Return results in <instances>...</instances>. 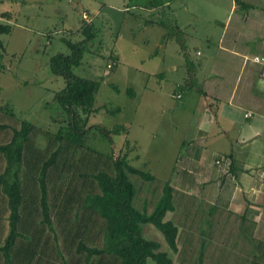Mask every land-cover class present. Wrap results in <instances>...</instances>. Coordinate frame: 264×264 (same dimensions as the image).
<instances>
[{
    "label": "trees",
    "instance_id": "obj_1",
    "mask_svg": "<svg viewBox=\"0 0 264 264\" xmlns=\"http://www.w3.org/2000/svg\"><path fill=\"white\" fill-rule=\"evenodd\" d=\"M73 1L79 4L80 0ZM235 2L250 8L241 0ZM0 15L10 17L8 12ZM86 21L70 32L81 39L64 40L68 53L55 54L48 62L51 74L65 84L53 100L66 113L63 125L51 132L17 117L8 106L0 109V264H148L149 259L155 264H213L216 252L224 264H264V241L253 236L254 224H242L245 219L231 213L225 220L206 217L202 227L194 228L199 235L196 246L194 239H186L193 246L184 245L185 251H179L181 237L174 214L183 211L181 194L170 182L132 164L128 153H103L87 146L99 134L111 147L112 136L126 130L89 124L98 112L101 83L72 72L97 37L94 25ZM165 28V37L176 41L187 69L186 81L175 89L174 99L190 91L205 95L195 77L198 64L189 58L182 31L172 34ZM11 31V25L0 24V35ZM4 54L0 40V72ZM144 183L156 192H146L148 197L138 201L137 186ZM168 214L171 217L166 219ZM150 225L176 254V261L160 250L154 237H145ZM217 231L225 233L224 240L216 242L212 237Z\"/></svg>",
    "mask_w": 264,
    "mask_h": 264
},
{
    "label": "crops",
    "instance_id": "obj_2",
    "mask_svg": "<svg viewBox=\"0 0 264 264\" xmlns=\"http://www.w3.org/2000/svg\"><path fill=\"white\" fill-rule=\"evenodd\" d=\"M189 1L184 0L183 10L189 11L191 15ZM199 1L208 8L207 12L211 17H220L222 13H227L226 17L235 15L239 25L245 24L244 28L235 25L229 30L232 20L225 23L217 18L211 20L221 25V31L214 42L213 37L204 35L208 54L211 52L213 55L209 54V62H199L195 71V77L202 85L205 95L194 91L182 93L179 100L181 104L173 105L172 100H175L176 94L174 88L182 85L187 78L184 57L176 41L165 37L167 31L162 21L155 20V17H139L142 28L156 30L155 43L143 57L141 63L145 64L136 68L139 72V86L126 85L120 89L115 88L114 97V99H127L132 109L136 107L139 109L138 112L134 111L139 115H141L140 110H149L151 106L156 109L154 112L160 114L173 110L175 121L170 119L164 121L165 133H167L165 141L170 136L173 139L176 132L174 129L177 130L178 127L181 129V136L175 142L173 149L168 146L172 151V160L164 170L157 163L158 161L154 160L153 154L139 153L138 146L144 138V133L140 129L141 125L145 124L142 115H138L135 128L131 121L122 123L126 132L117 135L119 141L114 147H117L118 151L128 148L127 153L132 164L148 170L157 180L170 182L173 189L183 197L180 200L181 205L179 202L183 211L174 214L177 219L175 224L181 237L177 240L179 251L181 248L185 251V240L188 237L194 239L192 243L196 246L199 235L194 233V228L197 224H201L202 227L206 217L211 215L220 220H225L228 213L243 218L245 221L240 222L247 225L254 224L253 236L264 241V183L260 180V174L264 172V62L254 61L255 58L264 60L262 32L264 6L259 8L258 0H241L250 6L249 9L244 8L243 5L238 6L235 0ZM261 1V4L264 3V0ZM70 2L75 3L73 0ZM129 2L135 3L132 7L145 9L149 14L155 13L158 9L154 7L157 5L155 0H129ZM147 5L149 8H146ZM0 20L6 22L5 24H12L11 15L0 17ZM176 25H179L178 22ZM186 25L190 27L193 24ZM258 26L259 30L256 28ZM178 28L181 30L182 26L179 25ZM120 37L117 36L116 44ZM190 39L196 38L193 39L191 36ZM198 40L195 42L187 40L186 46H192ZM142 41L143 46L148 43L146 38ZM171 43H175V46L168 48ZM215 43L218 45L217 49ZM203 54H206V51ZM110 55L113 59L109 58L106 69L113 60L114 66L109 72L104 71L103 74L100 72L95 78L99 79L101 84L96 96L98 112L90 118V125L102 124L97 121L101 116H113L108 114L106 101L101 99L102 87L108 84L104 77L110 76L116 81V78L120 80L125 72L120 66L123 65L120 51L114 47ZM201 55L202 52H195L196 57ZM195 60L193 59L194 62ZM122 112L121 107V111L116 114L122 115ZM129 114L133 115L132 110ZM246 115L250 116L246 117ZM107 127L112 129L114 125ZM157 127L153 133L150 132L153 138L155 134L160 133L159 122ZM220 158L231 161L228 170L223 162L216 165L215 161ZM226 170L229 172L225 173ZM159 175L162 177L160 178ZM169 217L171 214H168L166 219ZM150 232L154 234L151 230ZM224 234L219 233L214 239ZM179 239L183 243L179 242ZM187 243L193 246L192 243ZM163 244L165 243H162L161 247ZM163 252L174 260L176 254L171 250Z\"/></svg>",
    "mask_w": 264,
    "mask_h": 264
},
{
    "label": "rangeland",
    "instance_id": "obj_3",
    "mask_svg": "<svg viewBox=\"0 0 264 264\" xmlns=\"http://www.w3.org/2000/svg\"><path fill=\"white\" fill-rule=\"evenodd\" d=\"M155 1L158 9L155 13L149 14L145 9L132 7L135 3H130L129 0H81L79 4L70 2V0H0V13L8 11L12 16L11 33L0 35V40L5 48L2 59L4 70L0 72V109L8 106L17 117L26 119L39 128L51 132L57 131L59 126L63 125L62 121L66 119V113L62 106L53 100L54 95L61 91L65 84L60 76L51 74L48 62L50 57L55 54L68 53L64 40H80V36H70V32L75 31L82 25L83 21L89 19L86 22L94 25L97 30V37L89 45L80 66L74 67L72 72L82 78L95 79L100 75V72L102 74L104 71L109 72V69H106L109 55L113 52L114 47L119 50L123 63V65H120V62L119 65L122 67V71L125 72L124 76H121L120 80L116 78V81L112 80L110 76L104 77L108 84L102 87L101 99L106 101L109 115H111V110L121 107L123 114L118 115L112 111V117L101 116L100 120L97 121L104 126L113 124L114 127L122 128L124 127L122 123L128 120L135 128L139 119V114H135V112H138L139 109L137 107L132 109L127 99H114V97L116 96L115 88L120 89L126 85L139 86L140 78L136 68L145 64L141 63L144 60L143 57L155 43L156 30L142 28L139 17H155V20L162 21L172 34L181 25L185 41L195 42L199 39L194 45L187 47L190 60L193 61L197 58L198 60H195L197 64L202 61L209 62V54L210 56L213 55L211 52L208 54L204 37V35L213 37L214 42L215 37L220 34L221 25L219 26L218 23L215 24L214 21H211L213 18H217L223 23L232 20L229 30L233 29L235 25L245 27V24L239 25L235 15L226 17L225 14L227 13H222L220 17H211L210 13L207 12L208 8L202 5L199 0L189 1L188 5L192 10L191 15L189 11L183 10L184 0ZM261 2V0L257 2L259 8L264 6V3L261 4ZM146 8H149L148 5ZM83 15L86 20L83 19ZM177 22L178 26L176 25ZM244 22V19H242V23ZM5 23L0 20V24L6 25ZM188 23L193 25L189 27L186 25ZM251 23L253 25V22ZM256 28L257 30L260 29L259 26ZM262 32L264 33V27ZM118 35L121 37L116 44ZM191 36L196 39L191 40ZM143 38L148 39L145 46L142 45ZM174 46L175 43H171L168 48ZM208 46H211V44H208ZM217 48L218 45L215 43V49ZM196 51L202 52V55L196 57ZM204 51H206V54H203ZM173 55H175L174 52ZM176 88H174V91ZM172 102L174 106L181 104L176 99ZM131 110L133 115L129 114ZM154 110L156 109L152 106L149 110H140L145 124L140 127L144 133V138L138 147H140V155L153 154L154 160H157V163L164 170L172 160V151L169 150L168 146L173 149L175 142L181 136V129L179 127L177 130L174 129L176 132H174L173 139L170 136L165 141L167 133H165L164 121L167 119L175 121L173 110H168L166 114H160L154 112ZM158 122L160 133L155 134V138H153L150 132L153 133L158 128ZM98 136L99 134H96L94 139L88 141L87 146L103 153L113 151L114 154H119L118 148L114 147L119 141L117 135L112 136L114 144L111 147L100 140ZM38 139V143L43 146L44 141ZM146 147H149V149H146ZM123 152L127 153L128 148L124 149ZM159 176L162 177V175ZM146 192L153 194L156 191L152 190V186H146L145 183L142 186H137V200L142 201L144 195L148 197ZM147 227L154 234L145 230L146 238L154 237L161 244L165 243L158 230L151 225ZM194 233L196 232L194 231ZM218 234L219 231L216 232L215 236ZM217 239L224 240V235L216 237V242ZM181 242L183 243V241ZM161 250L169 251L170 249L166 244H163ZM208 252H210V248L207 250ZM176 257L174 256L175 261L177 260ZM211 262L213 264H224L226 261L220 259L216 252L213 254ZM148 264L155 263L149 259ZM175 264H179L178 261Z\"/></svg>",
    "mask_w": 264,
    "mask_h": 264
},
{
    "label": "built area",
    "instance_id": "obj_4",
    "mask_svg": "<svg viewBox=\"0 0 264 264\" xmlns=\"http://www.w3.org/2000/svg\"><path fill=\"white\" fill-rule=\"evenodd\" d=\"M83 19L86 20V17H85L84 15H83ZM254 61H255V62H264L263 59L260 60V59H258V58H255ZM113 66H114V63L111 62V63H109V64L107 65V68H108V69H111ZM177 98H179V96H177ZM249 116H250V115H246V117H249ZM222 162H223V164L226 166V168H227V170H228V168H229V166H230V161H229L228 159H226V158H220V159H218V160L215 161L216 165H220ZM227 170H226L225 173H228V172H229V171H227ZM260 180H261L262 183H264V172H262V173L260 174Z\"/></svg>",
    "mask_w": 264,
    "mask_h": 264
}]
</instances>
